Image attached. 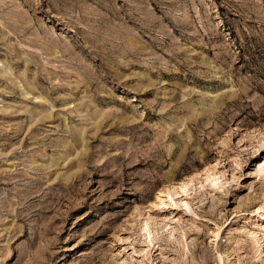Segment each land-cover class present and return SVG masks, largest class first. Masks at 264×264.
Here are the masks:
<instances>
[{
    "label": "rangeland",
    "instance_id": "obj_1",
    "mask_svg": "<svg viewBox=\"0 0 264 264\" xmlns=\"http://www.w3.org/2000/svg\"><path fill=\"white\" fill-rule=\"evenodd\" d=\"M0 264H264V0H0Z\"/></svg>",
    "mask_w": 264,
    "mask_h": 264
},
{
    "label": "bare ground",
    "instance_id": "obj_2",
    "mask_svg": "<svg viewBox=\"0 0 264 264\" xmlns=\"http://www.w3.org/2000/svg\"><path fill=\"white\" fill-rule=\"evenodd\" d=\"M215 178H216V177H215ZM215 180H216V179H215ZM216 181H217V180H216ZM216 181H215V182H216ZM212 182H213V181H212ZM215 182H214V183H215ZM217 183H218V182H217ZM162 193H163V192H162ZM160 195H161V194H160ZM161 196H163V195H161ZM161 196L158 198V201L160 200V203H163L164 200H163V197H161ZM248 198H249V201H248L249 204H248V205H252L253 203H255V198H253V197H252V198H251V197H248Z\"/></svg>",
    "mask_w": 264,
    "mask_h": 264
}]
</instances>
